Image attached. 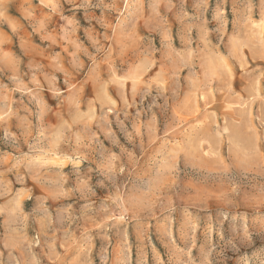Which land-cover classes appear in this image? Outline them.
Masks as SVG:
<instances>
[{
	"label": "rangeland",
	"instance_id": "374dc122",
	"mask_svg": "<svg viewBox=\"0 0 264 264\" xmlns=\"http://www.w3.org/2000/svg\"><path fill=\"white\" fill-rule=\"evenodd\" d=\"M0 264H264V0H0Z\"/></svg>",
	"mask_w": 264,
	"mask_h": 264
}]
</instances>
